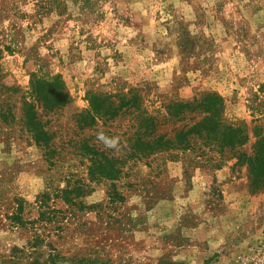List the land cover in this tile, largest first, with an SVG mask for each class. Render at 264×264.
I'll return each instance as SVG.
<instances>
[{
	"label": "rangeland",
	"instance_id": "1",
	"mask_svg": "<svg viewBox=\"0 0 264 264\" xmlns=\"http://www.w3.org/2000/svg\"><path fill=\"white\" fill-rule=\"evenodd\" d=\"M0 48V264H264V0H0Z\"/></svg>",
	"mask_w": 264,
	"mask_h": 264
},
{
	"label": "trees",
	"instance_id": "2",
	"mask_svg": "<svg viewBox=\"0 0 264 264\" xmlns=\"http://www.w3.org/2000/svg\"><path fill=\"white\" fill-rule=\"evenodd\" d=\"M0 55H1V48H0ZM1 77V76H0ZM54 84L53 88H50L46 86V90L41 88V85H43V82L39 80L31 81V94L35 97V99L41 102L42 108L48 113L52 112L54 108H58L60 104L63 102H67L68 97L64 92L63 83L60 80L59 76H55L54 78ZM39 89L42 91V93L39 91ZM47 94L48 97L45 95ZM206 99H209L213 101L216 104H220V99L213 94H207ZM24 105V113H23V125L25 126L26 130L31 133L32 138L37 144H42L43 146H48V140L49 136L47 135L46 131H44L39 125L37 120V113L36 110H33V105L30 102L25 101L23 103ZM189 104H176L175 106L179 109L186 108ZM210 106L213 104H209ZM11 108L10 106H6V110H2L0 108V118H2L4 121L7 120L9 116H11ZM178 138V137H177ZM178 146L180 145V148H186L188 144L184 140V137L181 136V138L177 139ZM86 148V146H84ZM67 202H69L66 199ZM50 264H54V261H49ZM30 264H41L38 260H34Z\"/></svg>",
	"mask_w": 264,
	"mask_h": 264
},
{
	"label": "clouds",
	"instance_id": "3",
	"mask_svg": "<svg viewBox=\"0 0 264 264\" xmlns=\"http://www.w3.org/2000/svg\"><path fill=\"white\" fill-rule=\"evenodd\" d=\"M97 139L108 149L116 150L119 147V137H108L103 131L97 132Z\"/></svg>",
	"mask_w": 264,
	"mask_h": 264
}]
</instances>
